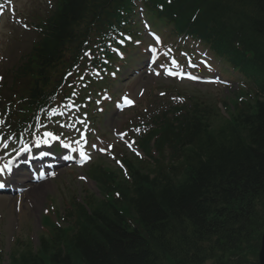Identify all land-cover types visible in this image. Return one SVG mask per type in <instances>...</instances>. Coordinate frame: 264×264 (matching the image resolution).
I'll return each mask as SVG.
<instances>
[{
    "label": "trees",
    "instance_id": "1",
    "mask_svg": "<svg viewBox=\"0 0 264 264\" xmlns=\"http://www.w3.org/2000/svg\"><path fill=\"white\" fill-rule=\"evenodd\" d=\"M134 1L59 0L40 21L42 38L18 79L47 101L60 81L53 68L76 45L78 28L85 25L92 37L120 25ZM141 1L177 34L208 43L250 87L224 101L228 117L196 95L155 116L139 141L151 160L128 158L129 178L95 167L102 197L87 191L83 203L73 198L68 225L53 223L36 249L14 252L10 264L257 262L264 232V0Z\"/></svg>",
    "mask_w": 264,
    "mask_h": 264
},
{
    "label": "rangeland",
    "instance_id": "2",
    "mask_svg": "<svg viewBox=\"0 0 264 264\" xmlns=\"http://www.w3.org/2000/svg\"><path fill=\"white\" fill-rule=\"evenodd\" d=\"M36 1L45 3V0ZM34 3V0H16L19 14L15 17L7 14L5 17V22L2 24L0 31L1 74H4L6 68L10 67V57L14 58V63L19 61L22 54L28 51L31 42L35 39V32L29 27L31 20L22 15L28 16ZM140 27L142 28V25ZM163 31L165 32L166 29L164 28L162 33ZM172 43L173 41H169L164 48H162L166 50L167 55L164 57L165 59L158 61L159 65L156 68L161 72L158 76L154 74V70L147 67L148 55H144V52L141 50L139 51L141 58L139 57L137 61L130 62L126 69L123 70L120 75V81L116 82L117 87L119 86L121 88L119 89L118 97L114 99L116 102H122L124 96H130L136 101V104L127 110L120 109L117 111L114 108L110 112L99 117V120L95 123L89 124L87 131L90 132V147L92 149L98 147L99 153L101 154V149L109 151V146L113 145L118 155L120 151L118 149L119 147L123 149V154L130 155L132 152L121 144L122 136H119V134H122L124 131L121 132L120 127L127 128L128 130L129 128L126 126L132 123V121L134 122L135 119L142 121L141 118L144 116L145 111L147 108L151 107L150 101H153L156 106L160 107L170 102L172 99L181 102L182 99L176 96H184L188 93H201L209 98L214 97L219 100L221 96L228 92L229 89H227L225 85L192 83L189 81L178 83L167 78L161 71L162 65L165 63L166 66L170 65L172 68H181L182 66L181 64L179 65V61L176 60L175 56L185 60L184 56L188 54L186 51L179 49H175L176 55L171 53L167 47L171 46ZM145 46L144 50L148 51ZM199 59V61L203 60L201 58ZM216 64L218 65L217 61ZM184 70L188 71V68H184ZM202 70L203 72H209V70L204 68H202ZM198 73L201 74V72ZM212 73V75H218L216 71ZM87 100L88 99L82 101L80 103L81 106H88ZM105 109H108L107 105H105ZM87 110L88 108H84V111L80 114L81 118L85 117L83 114H86ZM71 118V116L62 118L61 125L65 122V128L71 129V123H76L75 120ZM73 130L74 133L70 134L72 137L74 134H78L77 124L76 128ZM135 131L138 132L139 130L135 129ZM130 133L131 132L127 131V134ZM11 141L12 140H4L2 134H0V154L7 150V145ZM93 145H95V147H93ZM94 153H96L95 150ZM104 159H106L108 163L114 164L111 156H106ZM85 169L86 167L61 169L56 179L51 178L52 180L50 179V181L46 179L43 185L42 183L37 184V186L34 184L29 185L26 191L39 187L40 185H42V187L28 198H25L26 196H23V198L21 194L18 196L0 194V247L3 253L6 254L4 264H8L7 255H9L11 250H14L19 240L23 242L31 240L34 245L38 244L41 235L40 219L43 221L44 230L50 235L55 220V212L53 206H45L46 198H51L50 202H52V198H54L58 206H63L65 198L69 197L70 194L83 193L84 184H87L90 189L95 190L93 182L87 181V179L82 182ZM78 176L81 181L78 179ZM22 200L25 205L23 209L21 207ZM44 207L45 211H43Z\"/></svg>",
    "mask_w": 264,
    "mask_h": 264
},
{
    "label": "snow or ice",
    "instance_id": "3",
    "mask_svg": "<svg viewBox=\"0 0 264 264\" xmlns=\"http://www.w3.org/2000/svg\"><path fill=\"white\" fill-rule=\"evenodd\" d=\"M122 42V41H121ZM158 74V73H157ZM124 100H125V102L126 103H132V101H130V100H128L127 99V96H125L124 98H123ZM45 135L46 136H51L52 135V133H45ZM46 142V141H45ZM93 147H95V145H93ZM109 147H111V146H109ZM101 151H104V149H101ZM81 155L83 156V155H85L83 152H81ZM5 169H8L9 171H11V169L9 168V165L8 164H5V165H3V166H0V173H3V171L5 170Z\"/></svg>",
    "mask_w": 264,
    "mask_h": 264
},
{
    "label": "bare ground",
    "instance_id": "4",
    "mask_svg": "<svg viewBox=\"0 0 264 264\" xmlns=\"http://www.w3.org/2000/svg\"><path fill=\"white\" fill-rule=\"evenodd\" d=\"M24 181H25V179H24ZM44 184V182L42 183V185ZM22 185H26L24 182H23V184ZM42 185H40L39 187H35V188H33V189H29L27 192H25V198H28V197H31L30 195H32L34 192H37L38 190H40L41 189V187H42ZM37 186V185H36ZM21 207H22V209L25 207V205H24V203H23V201H22V203H21Z\"/></svg>",
    "mask_w": 264,
    "mask_h": 264
},
{
    "label": "water",
    "instance_id": "5",
    "mask_svg": "<svg viewBox=\"0 0 264 264\" xmlns=\"http://www.w3.org/2000/svg\"><path fill=\"white\" fill-rule=\"evenodd\" d=\"M259 259H260L259 264H264V235L262 237V246L259 253Z\"/></svg>",
    "mask_w": 264,
    "mask_h": 264
}]
</instances>
